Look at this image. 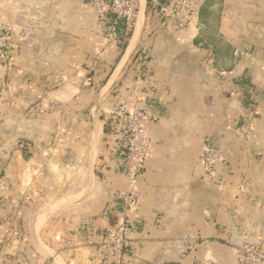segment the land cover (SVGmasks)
<instances>
[{
  "label": "crops",
  "instance_id": "obj_1",
  "mask_svg": "<svg viewBox=\"0 0 264 264\" xmlns=\"http://www.w3.org/2000/svg\"><path fill=\"white\" fill-rule=\"evenodd\" d=\"M96 1L0 0L11 43L0 264H116L100 242L123 218L129 186L113 116L122 99L145 104L151 154L120 264H244L240 244L264 250V0H191L196 16L179 33L138 0L124 47L109 43L114 14ZM247 125L254 139L238 134ZM208 144L215 182L204 177Z\"/></svg>",
  "mask_w": 264,
  "mask_h": 264
},
{
  "label": "built area",
  "instance_id": "obj_2",
  "mask_svg": "<svg viewBox=\"0 0 264 264\" xmlns=\"http://www.w3.org/2000/svg\"><path fill=\"white\" fill-rule=\"evenodd\" d=\"M151 9L161 15L168 26L176 33L182 32L192 24L197 9L191 0H174L173 4H165L163 0H149ZM95 6L106 9L114 14L107 27V39L110 44L120 43L133 32L138 18V0H97ZM124 26L121 32L120 27ZM10 37L0 34V96L4 90L2 60L10 49ZM114 121L122 126L124 146L119 151L123 157L122 169L126 173L129 186L128 190L119 194L123 208V218L118 227L108 231L102 236L100 248L108 256L120 264L125 252L131 246L134 226L127 216V212L135 208L139 203L137 189V178L144 168L146 158L151 154V145L148 137V125L151 122L150 114L139 100L129 102L122 99L113 111ZM238 134L245 140L255 138L252 125L237 130ZM202 161L205 169V179L215 182L218 176L220 159L217 158L211 145H205L202 151ZM237 258L244 264H264V250L255 244L242 243L237 249ZM202 264H216L212 259H206Z\"/></svg>",
  "mask_w": 264,
  "mask_h": 264
},
{
  "label": "trees",
  "instance_id": "obj_3",
  "mask_svg": "<svg viewBox=\"0 0 264 264\" xmlns=\"http://www.w3.org/2000/svg\"><path fill=\"white\" fill-rule=\"evenodd\" d=\"M150 7V6H149ZM124 40V43L122 44L123 47L126 45V42H127V38L123 39ZM250 99H245L244 100V106L247 107L249 109V104H250Z\"/></svg>",
  "mask_w": 264,
  "mask_h": 264
},
{
  "label": "rangeland",
  "instance_id": "obj_4",
  "mask_svg": "<svg viewBox=\"0 0 264 264\" xmlns=\"http://www.w3.org/2000/svg\"><path fill=\"white\" fill-rule=\"evenodd\" d=\"M3 73H4V72L2 71V76H3L2 78H3V81H4V83H5V77H4ZM1 171H2V170H1V168H0V177H2V172H1Z\"/></svg>",
  "mask_w": 264,
  "mask_h": 264
}]
</instances>
